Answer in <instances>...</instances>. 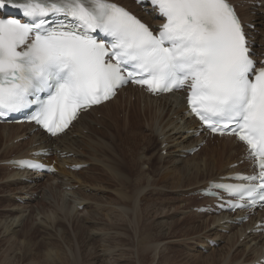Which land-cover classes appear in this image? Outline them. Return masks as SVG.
<instances>
[{"label": "snow or ice", "instance_id": "6c2138e0", "mask_svg": "<svg viewBox=\"0 0 264 264\" xmlns=\"http://www.w3.org/2000/svg\"><path fill=\"white\" fill-rule=\"evenodd\" d=\"M147 3L164 19L156 33L110 0H0V12L24 18L0 16V117L35 105L31 120L55 136L129 83L185 89L191 112L212 132L237 136L256 161L257 174L237 177L247 184L218 187L264 201V66L249 56L234 8Z\"/></svg>", "mask_w": 264, "mask_h": 264}, {"label": "bare ground", "instance_id": "6f19581e", "mask_svg": "<svg viewBox=\"0 0 264 264\" xmlns=\"http://www.w3.org/2000/svg\"><path fill=\"white\" fill-rule=\"evenodd\" d=\"M112 1L121 3L131 8L133 11L141 15L147 22L151 23L152 16H148L143 14V12H139L132 0ZM231 1L240 3L239 12L245 21L251 22L252 20H255L257 29L261 32L260 35L255 34V37L257 40H259V42H263L264 0ZM249 2H261L262 6H253L249 4ZM125 94L127 98L125 101L121 102ZM121 95L120 98H115L112 102L95 109L91 113L83 115L79 122L75 125L74 130L70 134L60 139L49 141L41 136L33 135L27 141L14 143L15 140H19L20 138H23L29 134L28 128H24V126H0V163L6 162L13 158V154L14 158L28 157L31 151L30 148L33 147V145L37 142H40V144L45 147H54L67 154H74L71 159L63 161L62 166L74 163H83L89 165L96 163L95 167L96 170L99 171L100 175V177L96 178L100 181L95 178L93 179L95 181H99L101 184L105 183L110 186L117 187L118 189L117 194H115V199L106 198L109 201L108 203L97 202L98 204L90 202L92 201L91 198L93 197L89 198L86 195H82L80 192H72L78 194L79 199L84 203L86 202V205H84L90 208L87 217L78 219V223L80 224L78 229L83 232L82 237L85 238V245L84 247L82 246L83 249L81 248V251L79 250L80 257L75 258V253L73 251L74 249L71 246L70 241L67 240L70 237L66 239V237H68L66 236L67 234H65L67 230L64 229L63 226L58 227V223L65 224L66 217L70 214L69 211L72 210L71 207L69 206V208L63 212L62 210L64 208L59 206V210L63 212V215H59L58 217L57 214H55L56 211L54 212L50 207V202V205L46 202L47 199L43 200L42 198V200L39 201L36 198L33 199V196L37 194H42L43 197L52 194L48 193V185H46V183L43 181H40L31 187L16 188L17 190L14 191L19 190L18 192L9 193L11 194L10 197L13 196L11 198V200L14 201L12 204L13 207L7 209L8 214H5V216L0 218V234L2 237H4L1 238L0 241L7 245L6 248L3 249L2 244V250L0 247V251H2L0 264L15 263L17 260V252L19 251L17 248L20 245L18 244V240L20 238L19 236H21V238L23 236L26 238L29 237V232L24 231L25 233L20 234L16 230V228L22 224L24 219L23 211H20L18 210L19 208H16V206L19 207V205H17L15 202L16 196H18L20 199H23L24 202L35 201V208L38 210L37 215L41 216L42 223L45 225L44 235L47 237L45 240L48 242L37 243L38 246L45 247L44 252L36 253L34 251L35 254L31 255L32 252L29 247H24V252H22L23 257H28L31 259V263H36L37 260L33 259H38V257L42 255L40 260L43 264H78L79 262H82L80 259H85V256L83 255L84 253L93 254L96 252L97 255L95 256L94 262L97 264H113L111 262L112 259L114 262L122 260L123 262H127V264L132 261H135L137 264H145L147 260L155 261L157 258L159 259L158 264H169L170 260L167 256V252L169 251L167 246L168 244L161 247H159V245L160 243L164 242V238H167L168 235L172 234V229L177 225H181V227H183V233L186 235L185 238L189 237L184 239V244L185 241H187L188 243L195 245V247L193 246L194 253H192V249L189 250V258L192 259V257H194L196 260L200 261V263L202 262V264L253 263L258 258L259 252L264 245V240H260L257 237L251 235L247 236L239 246L245 248V250H243L244 253H241V255L244 254V259L241 262L240 259L236 260L238 259L236 256L240 254L239 250H237L234 252L237 254H234L236 256H232V259L229 261L226 260V257L229 255L231 250L238 246V242L246 232L247 227H245L244 230H240L234 225H221L222 218L217 216H213L211 218L207 217L206 221H203L201 225L186 223L190 218L189 216H184L183 218L173 221L171 219H173L175 216H172L173 212H171V208H168L167 206L165 207V205H159L162 206L159 208L158 202H156V205L153 203L156 199L160 198L159 196L162 194V192L164 195L167 190L169 191V189L170 191L174 190L178 192L185 189L189 191V194L197 189L203 188L202 186L205 183L207 184L211 180H219L220 176L232 172L231 170L226 169L227 165L238 161L237 154L240 151L241 146L235 144L234 142L223 140L221 141L222 146L219 153L213 151L215 155H212V157L206 156L199 162L190 160L199 158L203 151L207 152L209 149H211L209 148V144L211 145V143H208L207 147L201 150L200 153L195 154L194 156L188 155L186 158H183L185 150L196 146L200 139L186 133L188 129H191L195 126V123L192 119L183 115L184 107L180 99H172L170 97H165L159 100L149 99L144 94H141L137 90L133 89H128L126 93ZM97 113L100 114L99 118ZM119 114H123L125 116L123 120H119ZM179 117H181L182 122H178ZM98 124H101L103 128L106 127V131L101 133L100 136H97L95 130H93V125ZM142 126L149 131H147V136L143 135L142 131H139V127ZM84 130H87V134H84ZM76 134L77 137L73 138V135ZM152 135L157 138V141H160L161 146L164 145L160 151H167L166 156L160 154L157 157L158 162L156 166H154L152 163V156L147 155L148 150L142 145V142H144V140H148ZM85 150L87 153L84 152ZM62 173H65V175H63L64 177L70 175L68 180L60 178L62 177ZM82 173L83 171L71 172L63 169L60 170L58 175L52 176L50 178L53 179V181L57 180V187H59V189H64L68 186H70L72 189L74 184L71 181V177H73L75 180H78V176ZM9 177L10 179H7V181H9L6 182L7 185H5V187L23 185L20 173L13 172ZM165 177H170V179H165ZM162 181L164 184L159 185V183ZM25 188H27V190H25ZM147 188H149V191L143 195V198L144 196H146L148 199H150L149 197H152L150 203L144 204L142 202V204H139V198L144 193L143 191ZM79 190L80 189H77L75 191ZM106 190L107 189H105V191ZM180 194L181 192L178 193L179 198H176L180 200L179 203L183 201V205L179 212L183 215L182 210L188 208L187 205L190 204L192 199L188 197L185 198ZM105 197L106 196H104V198ZM51 199L52 198H50V200ZM99 201L104 202L102 200ZM165 204H167V202ZM123 205L124 207L128 206V209L131 210L130 213L127 210L117 208V206ZM142 205H144V207L146 206L147 212L143 211L144 209H142ZM148 212L150 213V221L148 220ZM192 215L193 214H190V216ZM196 215L200 218L206 217L204 215ZM145 217L148 222L146 225H144V227H147L144 230L153 232L155 237L152 235L149 236V234H147L143 229H140V226H142L140 225V222H143ZM160 218L166 219L161 220ZM233 220H235V218H233ZM75 221H77V219ZM128 224H132L131 230H128L129 233L130 231H135L136 241H140V244L138 243L137 245H133L131 242H129L133 246L130 244L129 246L131 247L127 246L128 248L123 249V246H125L127 242H125L123 239L131 240V236L126 233L127 230H121L120 228L122 226L129 227ZM210 224L215 225V227L211 228ZM203 230H205L204 234L196 235V238L198 237L200 239L191 237L194 234H200V232ZM138 231L139 233L142 232L139 234H142L140 237L137 236ZM223 231H229L228 235L221 233ZM73 234L76 236L75 233ZM230 234L231 236L229 237ZM155 238H158L159 240L156 241ZM209 238H215V240L219 241L224 239L233 240L231 244L232 246L224 245L221 250H215V252H213V250L211 251L212 253L210 252L211 254L206 255L205 257L200 255L202 252H200L197 247H199L200 244L205 245ZM13 239H15V241ZM160 239L162 241H160ZM31 240L32 238H30V242H32ZM156 242H159V244ZM97 244H101V247L104 248L101 250L103 254L98 252ZM187 244H185V246ZM37 245L36 247H38ZM79 246L81 247L80 244ZM119 249L122 252L117 255L118 257L116 256V258H114ZM127 252L131 254L132 257L130 255L125 256ZM219 252V259L214 257V261L212 263L206 261L209 258L217 255ZM41 262L39 261V264H41Z\"/></svg>", "mask_w": 264, "mask_h": 264}, {"label": "rangeland", "instance_id": "374dc122", "mask_svg": "<svg viewBox=\"0 0 264 264\" xmlns=\"http://www.w3.org/2000/svg\"><path fill=\"white\" fill-rule=\"evenodd\" d=\"M99 115V114H98ZM122 115V117H123V119H124V115L123 114H119L118 115V118H119V120H123V119H121L120 118V116ZM99 118V117H98ZM173 118H175V117H173ZM98 125H100L101 127H102V125L101 124H98ZM96 125H93V130H95V133H96V135L97 136H100V134L101 133H104V131H106V127L105 128H103L102 127V129L101 130H97L96 129V127H95ZM98 129H100V127H98ZM141 129V130H140ZM139 131H142L143 132V135H148V130H146L145 128H143V126L142 127H139ZM148 131V132H147ZM71 138V137H70ZM152 140H154V142H153V144L151 143V141ZM157 141V138L155 137V136H150L149 137V139L148 140H144V142H142V145L144 146V147H146V149L148 150L147 151V155H148V152L151 150V145H152V150H151V155L150 156H155L156 158H153L152 157V163H153V165L154 166H156L157 165V157L160 155L159 154V152H160V147L159 146H155L156 145V142ZM160 142V141H159ZM147 145V146H146ZM140 149V148H139ZM2 150H3V148H2ZM1 150V151H2ZM137 151V150H136ZM138 151H140V150H138ZM161 151H165V150H161ZM84 152H86L87 153V151L85 150ZM217 152V151H216ZM217 153H219V152H217ZM157 154H158V156H157ZM162 154V153H161ZM163 155V154H162ZM149 156V155H148ZM2 163V162H1ZM94 166L95 165H91V167H90V169H88L87 170V173L85 174V173H83L82 175H80V176H78L79 178H81L82 179V181H80L79 179L78 180H75L73 177H71V180H73V181H75V182H73V184H74V186L77 184V185H79V188L78 189H80L79 191H75V190H73L74 192H80L82 195H86L87 197H93V198H91V200L92 201H90V202H94V203H96V204H98V203H108L109 201H108V199H106V198H110V199H115L116 198V195L115 194H117V192H118V189H117V187H113V186H110V185H108V184H105V183H100L99 181V179H97L98 177H100V175H99V171H97L96 170V167H95V170H94ZM5 172V170L0 166V180H2V182L0 183V218L2 217V216H5V214H8V211H7V209H10V208H12L13 207V200H11V198H9L10 197V195L11 194H9V189L12 187H5V185H7L6 184V182H8L7 181V179H10V175L13 173V171L11 172V173H9L10 175H8L7 176V174H3ZM7 172H9L8 170H7ZM6 172V173H7ZM89 173V174H88ZM2 174H3V176H2ZM63 175H65V173H62L61 174V176L62 177H60V178H63V179H66V180H68V178L70 177V176H66V177H64ZM6 176V177H5ZM26 176V175H25ZM165 176V175H164ZM4 177V178H3ZM97 177V178H96ZM59 178V179H60ZM93 178H95V179H97V180H99V181H95ZM6 179V180H5ZM95 181V182H94ZM169 181V180H168ZM44 182V181H43ZM170 182H172V181H170ZM5 183V184H4ZM45 183V182H44ZM162 184H164V182L162 181V182H160L159 183V185H162ZM47 185V184H46ZM51 185H54V186H56L57 187V180H55V181H53L52 183H51ZM96 186V187H95ZM102 187H103V189H102ZM6 188V189H5ZM16 187H12L11 188V191H13L14 189H15ZM57 188H59V187H57ZM50 189V190H49ZM105 189H107L106 191H105ZM110 189V190H109ZM15 190H17V189H15ZM149 189H145L143 192V194L140 196V198H139V201H138V203L139 204H142V202L145 204H149L150 203V200H151V198L152 197H149L150 199H148L146 196H144V198H143V195L148 191ZM52 191V192H51ZM73 191H64L63 190V188H61V190L59 191V189H57L55 192H54V189H53V187H49V182H48V193H52V194H49V195H47V196H39V199H38V201L39 200H42V198H43V200L44 199H47L46 200V202L49 204V202H50V207L53 209V211L55 212L56 211V213L55 214H57V216L59 217V215H63V212H65L68 208H69V206L71 207V209L73 210H70L69 211V215L66 217V220H65V224H61V223H58V227H62L63 226V228L64 229H66L67 231L65 232V234H67L66 236H68V237H66V239L67 238H69V239H67L68 241H70V243H71V246L73 247V251H74V257L75 258H78V257H80V251L83 249V247H84V245H85V238L84 237H82V235H83V232L81 231V230H79L78 228H79V226H80V224L78 223V219L79 218H83V217H87L88 216V211L90 210V208H88L87 206H85L86 205V202L84 203L83 201H81L80 199H79V196H78V194H76V193H72ZM97 193H96V192ZM112 191V192H111ZM174 190H172V196L173 197H171V198H173L174 199V196H175V199L173 200V199H167L168 197H169V192H171L170 191V189H169V191L167 190V192H165V194L163 195V192H162V194L159 196L160 198L159 199H161V198H165V199H167V200H164V201H160L159 199H156L153 203L156 205V202H158V207L160 208V207H162V206H159V205H165V207L167 206L168 208H171V212H174V211H176L175 213H173V219H171V220H173V221H175V220H177V219H179V217H177V213H178V211H180V208L182 207V202L183 201H181V203H179L180 202V200H178L177 198H179V195L177 196V198H176V195L178 194V193H180L181 192V194L180 195H185V194H188V192L189 191H187V190H181L180 192H178V191H174ZM59 192V193H58ZM65 193V194H64ZM79 193V194H80ZM167 193V194H166ZM184 193V194H183ZM71 194V195H70ZM39 195V194H38ZM40 195H42V194H40ZM61 195H62V197H61ZM91 195V196H90ZM109 195V196H108ZM59 196V197H58ZM67 196V197H66ZM72 196V197H71ZM97 196V197H96ZM104 196H106L105 198H104ZM108 196V197H107ZM164 196V197H163ZM13 197V196H12ZM65 197V198H64ZM41 198V199H40ZM50 198H52L51 200H50ZM59 198V199H58ZM98 198V199H97ZM147 198V199H146ZM188 198H190V199H192V201L193 200H196V198H191V197H188ZM144 199H145V201H144ZM49 200V201H48ZM52 200H54V201H52ZM64 200H65V202H64ZM77 202H76V201ZM99 200H102V201H104V202H100ZM147 200V201H146ZM6 201H8V202H6ZM37 201V200H36ZM60 201V202H59ZM191 201V202H192ZM85 206V208H84V210H78V207L77 206H80V205H82L81 203ZM98 202V203H97ZM162 202H167V204H165V203H162ZM67 203V204H66ZM68 203H69V205H68ZM71 203V204H70ZM77 203V204H76ZM162 203V204H161ZM197 202H193V204L192 205H195ZM11 204V205H10ZM30 204V203H29ZM29 204H27V205H21L20 206V204H18L17 203V205H19L20 207H18L19 208V210H23V221H22V224L18 227V228H16V230H17V232L18 233H20V234H23V233H25V232H29L28 233V235H29V237L28 238H26L25 236H23L22 238H21V236H19L18 238H19V240H18V244H20L19 245V247L17 248L18 250V252H17V256H16V258H17V260H16V262L15 263H13V264H33L34 262H32L31 263V259L30 258H28V257H23V253L22 252H24V247H29L30 249H31V252H32V254L31 255H33V254H35V252L36 253H39V252H44V250H45V247L44 246H38L37 245V243L38 242H41V243H44V242H48L47 240H45V238L47 239V237H45V235H44V227H45V225L42 223V219H41V216H38L37 215V212H38V210L35 208V202L34 203H32L31 205H29ZM66 204V205H65ZM114 204V203H113ZM152 204V203H151ZM179 204L180 206L179 207H177V205ZM58 205V206H57ZM73 205V206H72ZM75 205V206H74ZM190 204H188L187 205V207L189 206ZM192 205H191V209H192ZM10 206V207H9ZM53 206V207H52ZM55 206V207H54ZM59 206L60 207H62V208H64L62 211L63 212H61L60 210H59ZM64 206H66V207H64ZM186 207V206H185ZM76 208H77V210H76ZM117 208H121V209H124V210H127L129 213H130V209H128V206H126V207H124V205L123 206H117ZM176 208V209H175ZM3 209V210H2ZM33 209V210H32ZM75 209V210H74ZM142 209H144L143 211H145V212H147V209H146V206L144 207V205H142ZM188 209H189V207H188ZM30 210H32L31 212H30V214H29V211ZM26 211V212H25ZM77 211V212H76ZM148 211H149V208H148ZM185 212H187V214H183L182 216H188L189 215V217H191L190 216V210H185ZM175 214V215H174ZM191 214H193V213H191ZM71 215V216H70ZM150 213L148 212V220L150 221L151 219H150ZM192 216H197L196 215V213L195 214H193ZM203 216V215H202ZM188 217V218H189ZM197 217H199V216H197ZM189 218L188 220H187V222L186 223H189V224H194L196 221H197V223H198V221H199V223L198 224H202V223H200V222H202L203 220H204V218ZM71 219V220H70ZM77 219V221H75ZM161 220L163 219H166V218H160ZM68 220H70V221H68ZM147 219H146V217L144 218V220H143V222L141 221L140 222V225H142V226H140V229H146L147 227H144V225H146L147 224V222H148V220L146 221ZM24 222V223H23ZM71 222V223H70ZM78 224V225H77ZM129 225V227H126V226H122L120 229L121 230H127L126 231V233L127 234H129L130 236H131V240H126V239H123L125 242H126V245L125 246H123V249H126V248H128L127 246H129L131 243L133 244V245H137L138 243L140 244V241H136V238H135V231L133 232H131L130 231V233H129V231L128 230H131V228H132V224H128ZM24 226V227H23ZM180 226V227H179ZM50 227V226H49ZM178 227V228H177ZM31 228V229H30ZM174 229V230H173ZM172 229V234H170V235H168V237L167 238H164V242L163 243H160V245H159V247H161V246H164V245H166V244H168L167 246H168V248H169V251L167 252V256L169 257V260H170V263L169 264H202V262L200 263V261H198V260H196L194 257H192V259L191 258H189L188 257V255L190 254L189 253V250L190 249H192L191 251H192V253H194V250H193V248L195 247V245L194 244H190V243H188L187 241H185V244H187L186 246H185V244H184V239H186V238H189V237H186L185 238V234L183 233L184 232V230H183V227H181V225H177V226H175L174 228ZM178 229V230H177ZM181 229V230H180ZM28 230V231H27ZM236 230V229H235ZM25 231V232H24ZM33 231V232H32ZM145 231V230H144ZM174 231V232H173ZM147 234H149V236H154L155 237V235H154V233L153 232H150V231H145ZM223 232H225V233H223ZM222 233L224 234V235H228V233H229V231L226 233V231H223ZM1 233V232H0ZM73 233H75L76 234V236L73 234ZM78 233H80V234H78ZM134 233V234H133ZM140 233H142V232H140ZM139 233V231H138V235L137 236H141V235H139L140 234ZM174 233V234H173ZM183 233V234H182ZM202 232H200V234L199 233H197V234H194V235H192L191 237H195V239H200V238H196V235H202L201 234ZM77 234H78V237H77ZM71 235V236H70ZM190 237V238H191ZM1 238H4V237H2L1 236V234H0V239ZM30 238H32V242H30ZM156 239V241H158L159 239L158 238H155ZM14 241H15V239H13ZM73 240V241H72ZM225 240V239H224ZM160 241H162L161 239H160ZM22 242V243H21ZM27 244H26V243ZM29 242V243H28ZM84 242V243H83ZM129 242H131V243H129ZM228 242V243H227ZM230 241H228V240H225V241H222V244H221V247H218L217 249H214V251L213 252H215V250L216 251H218V250H221L222 249V247L225 245V246H232L231 244H232V242H230ZM136 243V244H135ZM156 243H158L159 244V242H156ZM2 244H3V246H2ZM26 244V245H25ZM32 244V245H31ZM79 244L81 245V247L79 246ZM83 244V245H82ZM131 244V246H133ZM28 245V246H27ZM36 245L38 246V247H36ZM3 247V249H5L6 248V244H4L2 241H0V247ZM83 246V247H82ZM131 246H129V247H131ZM188 246V247H187ZM194 246V247H193ZM2 247H1V250H2ZM44 247V248H43ZM79 247H80V249H79ZM125 247V248H124ZM190 247V248H189ZM192 247V248H191ZM35 248V249H34ZM82 248V249H81ZM188 248V249H187ZM97 249H98V252L99 253H102L101 252V250L102 249H104V248H102L101 247V244H97ZM80 250V251H79ZM35 251V252H34ZM118 251V250H117ZM34 252V253H33ZM57 252H59V251H57ZM122 251L119 249V251H118V253L114 256V258H116V256L118 255V254H120ZM200 252H202V251H200ZM231 252H232V250H231ZM0 257L2 256V251H0ZM212 253V252H211ZM210 252L209 253H205V254H203V253H200V255H203V256H205L206 257V255H209V254H211ZM239 255L241 256H239V255H237L236 253H233V256H236V258H238V259H236V260H241V258L242 259H244L243 257H244V254H242L241 255V253H244L243 252V250L241 251V249L239 250ZM58 254H60V253H58ZM103 254V253H102ZM234 254H236V255H234ZM84 256H85V259H80L82 262H79L78 264H97V263H95L94 262V259H95V256L97 255L96 254V252H94L93 254H89V253H84L83 254ZM131 256L132 257V255L131 254H129L128 252L125 254V256ZM220 255V252L219 253H217V255H215V256H213V257H211V258H209L208 260H206V261H208L209 263H212L213 261H214V257L215 258H217V259H219V256ZM42 256V255H41ZM41 256L40 257H38V259L37 258H34L33 260H37L36 261V263H34V264H39V261L41 262V260H40V258H41ZM88 256V257H87ZM23 257V258H22ZM118 257V256H117ZM226 257V256H225ZM19 259H21L22 260V262H21V260H19ZM213 259V260H212ZM132 260H133V258H132ZM194 260V261H193ZM196 260V261H195ZM230 260V259H229ZM158 261H159V259L157 258V259H155V261L153 260V261H151V260H147L146 262H145V264H158ZM188 261V262H187ZM24 262V263H23ZM113 264H127V262H123L122 260H120V261H117V262H114V260L112 259V261H111ZM135 261H132V262H129V264H137L136 262L134 263ZM193 262V263H192ZM217 263H218V261H217ZM41 264H43L42 262H41ZM219 264V263H218Z\"/></svg>", "mask_w": 264, "mask_h": 264}]
</instances>
